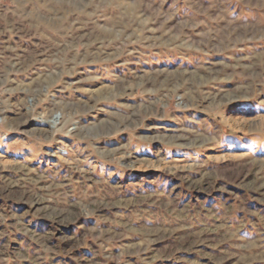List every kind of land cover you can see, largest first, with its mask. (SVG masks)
<instances>
[{"label": "rangeland", "instance_id": "rangeland-1", "mask_svg": "<svg viewBox=\"0 0 264 264\" xmlns=\"http://www.w3.org/2000/svg\"><path fill=\"white\" fill-rule=\"evenodd\" d=\"M0 264H264V0H0Z\"/></svg>", "mask_w": 264, "mask_h": 264}, {"label": "bare ground", "instance_id": "bare-ground-1", "mask_svg": "<svg viewBox=\"0 0 264 264\" xmlns=\"http://www.w3.org/2000/svg\"><path fill=\"white\" fill-rule=\"evenodd\" d=\"M47 125H49L51 128H53L56 125V119H53L51 121H44Z\"/></svg>", "mask_w": 264, "mask_h": 264}]
</instances>
